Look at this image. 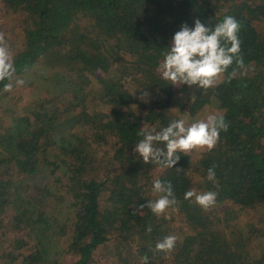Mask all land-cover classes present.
I'll use <instances>...</instances> for the list:
<instances>
[{"label": "trees", "instance_id": "16d2710c", "mask_svg": "<svg viewBox=\"0 0 264 264\" xmlns=\"http://www.w3.org/2000/svg\"><path fill=\"white\" fill-rule=\"evenodd\" d=\"M1 2L20 36L12 90L0 83V264H98L100 251L115 264H264V0ZM226 16L240 24L242 68L206 90L160 78L182 25ZM16 79L39 94L11 105ZM205 108L228 124L212 150L178 153L173 168L134 154L142 130ZM156 179L171 183L178 221L140 207L158 198ZM188 190L216 192L214 206ZM169 235L174 249L154 251Z\"/></svg>", "mask_w": 264, "mask_h": 264}, {"label": "clouds", "instance_id": "9594fccd", "mask_svg": "<svg viewBox=\"0 0 264 264\" xmlns=\"http://www.w3.org/2000/svg\"><path fill=\"white\" fill-rule=\"evenodd\" d=\"M239 30L240 24L232 16L224 17L222 22L216 23L214 27L201 23L199 19L194 21L192 28L182 25L172 37L171 44L156 71L162 80L170 82L172 86L186 85L189 88L205 90L214 87L217 80L234 63L239 68L243 67ZM15 73L16 68L10 51L3 35L0 34V83L8 81L4 84V91L12 90ZM15 83L23 85L24 81L16 79ZM149 98L150 93L147 91H143L139 97L142 102H147ZM145 128L146 124L142 129ZM227 129L228 124L222 116H209L206 120L191 124L186 123L184 119H178L159 131L142 130L139 134L143 139L134 146L133 152L144 164L154 163L163 168H173L180 159L178 153L187 154L198 148L212 150L219 140L220 132ZM157 144H163L164 147H156ZM215 175V166L210 167L207 179L215 183ZM152 191L158 194V198L140 207L150 209L154 215H162L177 204L171 183L156 179ZM193 198L198 206L208 210L214 206L217 193L214 191L197 193L195 190L185 192V200ZM146 231L150 233L151 227L149 226ZM175 243L176 237L169 235L156 243L154 251L171 252ZM140 264H148V257H141Z\"/></svg>", "mask_w": 264, "mask_h": 264}, {"label": "rangeland", "instance_id": "374dc122", "mask_svg": "<svg viewBox=\"0 0 264 264\" xmlns=\"http://www.w3.org/2000/svg\"><path fill=\"white\" fill-rule=\"evenodd\" d=\"M17 25L18 24L16 23V14L15 13L13 14L10 10L6 9V7L3 5V3L0 0V34L3 35V39L7 47L14 45L15 40L18 39L20 36V32L17 30ZM26 92L29 94L30 93L39 94L37 85H32L31 91L24 88L22 85H18L17 87H15L14 91L12 92L10 96V98H12L11 105L13 106L19 105L24 100ZM0 108H1V105H0ZM180 114H178L179 119H184L186 123L191 124L199 120H206L209 116H211V109L209 108L200 109L192 116V118H188V119L187 117H181ZM199 150L201 149L200 148L194 149L193 151L189 153L197 155L199 153ZM166 211H168L167 214L169 216H172L174 220L176 221L179 220L180 216L176 209H169ZM256 215H258V213H255L254 217ZM95 259L97 260L98 264H115L111 262L107 254L102 251L96 254Z\"/></svg>", "mask_w": 264, "mask_h": 264}]
</instances>
